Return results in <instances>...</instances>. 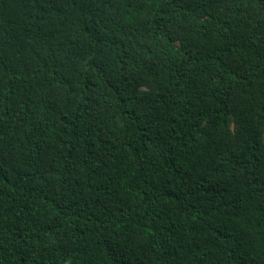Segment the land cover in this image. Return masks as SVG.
I'll list each match as a JSON object with an SVG mask.
<instances>
[{"label": "trees", "instance_id": "16d2710c", "mask_svg": "<svg viewBox=\"0 0 264 264\" xmlns=\"http://www.w3.org/2000/svg\"><path fill=\"white\" fill-rule=\"evenodd\" d=\"M0 264H264V0H0Z\"/></svg>", "mask_w": 264, "mask_h": 264}]
</instances>
